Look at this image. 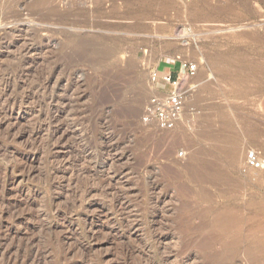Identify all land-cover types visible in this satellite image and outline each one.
<instances>
[{
    "label": "rangeland",
    "instance_id": "obj_1",
    "mask_svg": "<svg viewBox=\"0 0 264 264\" xmlns=\"http://www.w3.org/2000/svg\"><path fill=\"white\" fill-rule=\"evenodd\" d=\"M181 59L193 115L160 130L152 73ZM249 152L264 158V0H0V264H264Z\"/></svg>",
    "mask_w": 264,
    "mask_h": 264
},
{
    "label": "built area",
    "instance_id": "obj_2",
    "mask_svg": "<svg viewBox=\"0 0 264 264\" xmlns=\"http://www.w3.org/2000/svg\"><path fill=\"white\" fill-rule=\"evenodd\" d=\"M170 63H178L176 72L169 68L166 71L157 69L152 73L154 82L160 79L170 88L159 85L153 89L143 114L144 121L153 123L160 130H173L184 126L189 120H185L187 112L193 115V110L187 108L186 101L189 92L194 88L192 81L197 74V64L189 59L178 62L172 60ZM246 161L251 168L264 167V158L255 152H249Z\"/></svg>",
    "mask_w": 264,
    "mask_h": 264
},
{
    "label": "bare ground",
    "instance_id": "obj_3",
    "mask_svg": "<svg viewBox=\"0 0 264 264\" xmlns=\"http://www.w3.org/2000/svg\"><path fill=\"white\" fill-rule=\"evenodd\" d=\"M46 88V87H45ZM44 90V89H43ZM47 91V90H46ZM52 92V91H51ZM49 93V92H48ZM41 94V93H40ZM140 94V93H139ZM137 98V97H136ZM140 95L138 96V98H137V101L139 100L140 101ZM144 99V98H143ZM138 101V102H139ZM142 102V101H141ZM136 103V102H135ZM139 104H140V102H139ZM135 105H137L138 106V104H135ZM135 108H137L136 106H135ZM138 109H139V107H138ZM11 112V111H10ZM42 112V111H41ZM50 112V111H49ZM4 113V112H3ZM53 134V133H52ZM51 134V135H52ZM53 136V135H52ZM161 136V135H160ZM158 137V136H157ZM176 138V137H175ZM241 148V147H240ZM243 151V150H242ZM241 153V151H239L238 150V148L237 147H234V148H231L230 149V151L228 152V154H229V158H230V160L234 163V164H236V163H238L239 162V159H240V154ZM197 155V154H196ZM193 159V158H192ZM198 159V158H197ZM189 160V159H188ZM194 160V159H193ZM191 161V160H190ZM26 162V161H25ZM193 163V162H192ZM191 163V164H192ZM195 163V162H194ZM193 163V164H194ZM209 163V162H208ZM200 164V163H199ZM210 165V164H209ZM212 165V164H211ZM210 165V166H211ZM193 166L194 165H192V167H191V169L189 170V172L190 173H195V175L196 176H198L199 177V173H200V171L198 172V169H196V168H193ZM200 166V165H199ZM22 167H23V165H22ZM196 167H198V165L196 166ZM213 167V166H212ZM212 167H211V169H212ZM209 168V167H208ZM206 170H208V169H206ZM210 171V170H209ZM209 171H208V174H207V177L208 178H217L218 179V177H220V178H222V176H223V174H221V173H219L218 171H216V170H212V171H210V173H209ZM186 172V171H185ZM197 172H198V175H197ZM206 173V172H205ZM202 174H204V173H202L201 172V175ZM194 174L192 175V176H195ZM203 177H205L204 175H202ZM201 178V177H199L198 179H203L204 180V178ZM210 178V179H211ZM196 179V178H195ZM205 179H206V177H205ZM2 180V179H1ZM8 178H5V180H4V182H8ZM197 180V179H196ZM199 181V180H198ZM207 181V180H206ZM211 182V181H210ZM92 192H94V190L93 189H89L85 194H91ZM122 204V203H121ZM120 204V205H121ZM235 211V210H234ZM234 211H233V209H226L225 208V210H223V211H221V212H218V213H216L214 216H213V218H212V221H211V224H212V227L213 228H218L219 230H221V231H228V230H230V229H232L233 228V226H234V223H235V213H234ZM237 214V213H236ZM210 224V225H211ZM217 229V230H218ZM93 234V233H92ZM262 245V244H261ZM253 250V249H252ZM253 252V251H252Z\"/></svg>",
    "mask_w": 264,
    "mask_h": 264
},
{
    "label": "crops",
    "instance_id": "obj_4",
    "mask_svg": "<svg viewBox=\"0 0 264 264\" xmlns=\"http://www.w3.org/2000/svg\"><path fill=\"white\" fill-rule=\"evenodd\" d=\"M161 70V69H160Z\"/></svg>",
    "mask_w": 264,
    "mask_h": 264
}]
</instances>
